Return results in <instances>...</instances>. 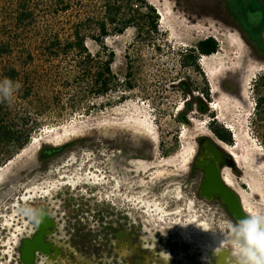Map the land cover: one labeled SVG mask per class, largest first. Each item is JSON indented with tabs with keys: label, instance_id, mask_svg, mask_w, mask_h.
<instances>
[{
	"label": "flooded vegetation",
	"instance_id": "af4514ba",
	"mask_svg": "<svg viewBox=\"0 0 264 264\" xmlns=\"http://www.w3.org/2000/svg\"><path fill=\"white\" fill-rule=\"evenodd\" d=\"M159 1L191 24L211 20L236 33L251 57L229 58L235 67L213 82L201 59L167 67L177 59L160 58L157 79L140 85L145 138L112 139L103 158L99 149L62 154L69 144L39 155L35 173L0 194V264H208L212 230L251 214L243 171L213 131L214 104L249 105L250 90H264V0ZM205 116L211 131L191 135ZM24 207L40 210L39 225Z\"/></svg>",
	"mask_w": 264,
	"mask_h": 264
},
{
	"label": "rangeland",
	"instance_id": "374dc122",
	"mask_svg": "<svg viewBox=\"0 0 264 264\" xmlns=\"http://www.w3.org/2000/svg\"><path fill=\"white\" fill-rule=\"evenodd\" d=\"M114 2H121L124 12L134 16L137 22L142 20L144 27L132 26L117 34L109 26V36L96 40L106 6ZM77 26L85 33V47L91 55L89 63L79 58L86 54L68 56L58 46L57 36L71 34ZM208 37L219 43L218 52L206 55L203 61L216 80L224 72L233 70H228L229 67H235L226 60L246 55L240 37L211 20L191 24L169 9L166 2L72 0L67 12L54 16L40 11L36 23L25 29L16 27L10 7L0 0V49L4 45L13 48L9 53L0 52V80L9 77L8 73L15 69L14 81L22 84L10 102H0L8 124L16 130L19 139L0 147V169H4L0 176V194L23 177L34 174L39 155L51 148L69 144L61 152L64 155L91 154L99 149L103 158L112 139L129 143L145 138L148 126H144L142 118L148 107L143 104L142 81L157 79L158 67L162 65L158 62L160 58L177 59L167 67H176L178 60L189 54L200 59L203 54L194 52V48ZM110 54H114L110 89L104 95H97L92 83ZM88 70L91 74H84ZM128 82L134 87L128 88ZM251 91L249 105L245 103L247 98L237 101L224 97L220 103L215 101L214 105L219 106L214 109L218 122L214 128L231 134L233 143L223 142L242 160L239 168L243 174L238 181L249 207L256 212L264 211V118L258 112L264 90L257 95ZM220 106L225 110L221 119ZM149 114L153 119L154 112L149 110ZM202 120L207 123H199L191 135L211 131L212 116ZM27 137L24 149L32 147L37 140L42 141L19 158L24 150L19 145ZM9 160L13 164L9 165Z\"/></svg>",
	"mask_w": 264,
	"mask_h": 264
},
{
	"label": "trees",
	"instance_id": "16d2710c",
	"mask_svg": "<svg viewBox=\"0 0 264 264\" xmlns=\"http://www.w3.org/2000/svg\"><path fill=\"white\" fill-rule=\"evenodd\" d=\"M11 9L12 19L15 21L17 28H28L31 24L36 23L40 11L46 15L54 14L59 16L69 10L72 0H4ZM153 10V9H152ZM154 12V10H153ZM142 20L136 21L132 15H127L124 12L121 2L109 3L106 6V16L103 20L99 21V36L96 40L101 41V38L109 36V26L113 28V32L123 34L126 29L132 26L143 28ZM58 46L62 49L63 54L71 55L72 53L86 54V57H79L83 63H89L91 55L87 53L85 47V33L84 30L77 26L71 34H63L57 36ZM13 48L9 45H4L0 52L9 53ZM219 50V43L213 37H208L205 40L199 41L194 48V52L203 55H213ZM109 59L103 63L101 72L97 73L93 90L97 95H104L110 89L111 84V64L114 60V54L109 55ZM188 57L197 58L195 54H189ZM91 74L90 70L87 71ZM9 78L16 80L17 72L12 69L8 73ZM128 88H133L132 82H128ZM260 115L264 118V96L259 98V111ZM215 133L227 144H232L233 139L231 134L222 128H214ZM28 137L19 145V149H24L27 144ZM19 141L17 138L16 130L8 124V121L3 113V107L0 103V147L5 144ZM11 161V160H9Z\"/></svg>",
	"mask_w": 264,
	"mask_h": 264
},
{
	"label": "clouds",
	"instance_id": "9594fccd",
	"mask_svg": "<svg viewBox=\"0 0 264 264\" xmlns=\"http://www.w3.org/2000/svg\"><path fill=\"white\" fill-rule=\"evenodd\" d=\"M21 87L19 81L4 77L0 80V102H10ZM20 211L36 225L41 223L40 210L24 207ZM212 233L218 241V246L212 249L213 255L226 251L231 264H264V211L253 212L238 220L225 219Z\"/></svg>",
	"mask_w": 264,
	"mask_h": 264
},
{
	"label": "bare ground",
	"instance_id": "6f19581e",
	"mask_svg": "<svg viewBox=\"0 0 264 264\" xmlns=\"http://www.w3.org/2000/svg\"><path fill=\"white\" fill-rule=\"evenodd\" d=\"M203 61H204V60H203ZM203 61H202V62H203ZM207 75H208L209 79H210L212 82L215 81V76H211L210 73H209V71H208ZM220 108H221V106H220ZM224 111H225L224 108H223V109L221 108V110H218V115H219V118H220V119L223 117V112H224ZM40 141H42V139L35 141L34 144L32 145V147H30V148H25V149L21 152V154L18 155V157L20 158V157H22V156L27 155V154L33 149V147H35ZM225 147H226V149H227L228 151H230L228 145L225 144ZM230 152H232V151H230ZM234 159H236V162H237L238 166L240 167V163L242 162V160H241L237 155H234ZM10 164H13V162L10 161V162H9V165H10ZM3 170H4L3 168L0 169V176H1L2 173H3ZM225 179H226V182H227L228 184L233 185V182H234V181H233V178L230 176V174L226 173V178H225ZM242 198H243V200H244V205L246 206L247 210H248L249 212L253 213L252 210H251V208L249 207V201H248L247 197H246L245 195H243V192H242Z\"/></svg>",
	"mask_w": 264,
	"mask_h": 264
},
{
	"label": "water",
	"instance_id": "95a60500",
	"mask_svg": "<svg viewBox=\"0 0 264 264\" xmlns=\"http://www.w3.org/2000/svg\"><path fill=\"white\" fill-rule=\"evenodd\" d=\"M217 246L218 242H209L208 246H205V248L208 250V252L205 253V258L207 257L208 259L204 258L203 260L208 264H231V257L226 251L219 255H213L212 249Z\"/></svg>",
	"mask_w": 264,
	"mask_h": 264
},
{
	"label": "built area",
	"instance_id": "2783aa9c",
	"mask_svg": "<svg viewBox=\"0 0 264 264\" xmlns=\"http://www.w3.org/2000/svg\"><path fill=\"white\" fill-rule=\"evenodd\" d=\"M205 58H206V55H202L200 59H201V61H203V60H205ZM230 128H231V127H229V129H230Z\"/></svg>",
	"mask_w": 264,
	"mask_h": 264
}]
</instances>
